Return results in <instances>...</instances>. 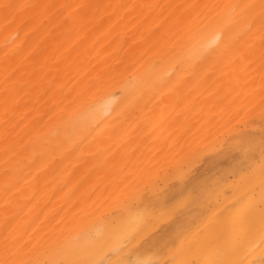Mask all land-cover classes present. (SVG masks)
<instances>
[{"label": "bare ground", "instance_id": "obj_1", "mask_svg": "<svg viewBox=\"0 0 264 264\" xmlns=\"http://www.w3.org/2000/svg\"><path fill=\"white\" fill-rule=\"evenodd\" d=\"M248 4L259 0H0L11 260L264 264L244 210L264 164V20ZM144 146L154 163L131 178ZM176 199L188 205L170 214Z\"/></svg>", "mask_w": 264, "mask_h": 264}, {"label": "snow or ice", "instance_id": "obj_2", "mask_svg": "<svg viewBox=\"0 0 264 264\" xmlns=\"http://www.w3.org/2000/svg\"><path fill=\"white\" fill-rule=\"evenodd\" d=\"M11 7L10 5H5V8ZM249 11H253L255 9L260 10V17L264 20V0H259V4H248L243 5ZM260 187L261 194L259 203H255L254 201H248L244 205V210L247 211L250 217V231L252 233L259 232L262 246H264V164L261 165L260 168ZM187 202H181L175 208L171 210L170 214H175V212L179 211V209L183 206H186ZM131 244L135 243V238L130 240ZM188 244L187 251L189 253L193 251H202L205 247V240L203 239H193L191 241H185ZM12 251V248L6 242L2 247H0V264H24L22 260H11L9 258V253ZM182 264H194L192 261H184ZM201 264H235L234 261L227 258L226 253H221L219 258L202 261Z\"/></svg>", "mask_w": 264, "mask_h": 264}, {"label": "rangeland", "instance_id": "obj_3", "mask_svg": "<svg viewBox=\"0 0 264 264\" xmlns=\"http://www.w3.org/2000/svg\"><path fill=\"white\" fill-rule=\"evenodd\" d=\"M219 112H222V110H219ZM187 136H188V134H186ZM175 139V135H172L171 136V141H173ZM198 143V141H196L195 142V144H197ZM141 148H143V147H141ZM140 148V149H141ZM145 152H143V151ZM141 151H140V153L138 152V155H137V153H136V151L135 150H131V152L129 153V154H131L132 153V151L134 152V153H136V156H138V157H135L134 155H133V157L134 158H132V156H129V158H130V160H129V163L130 162H133V163H130L129 164V167H132V166H136L135 167V173H132L131 174V178L132 177H135L140 171H143V170H145L146 168H147V166H151V165H148L149 164V160H145V159H142V158H146V156H147V154L149 155V151H151L150 149L148 150V148L146 147V146H144V148L142 149ZM147 150H148V152H147ZM144 153V155H143V157H141V153ZM222 153V152H221ZM221 153L220 152H217V153H211L210 155H207V156H205L204 158H203V162L202 163H200L199 164V167H198V170H197V172L196 173H200V172H202L204 169H205V167L209 164V163H211V160L212 159H214L216 156H218V155H221ZM132 155V154H131ZM159 156V155H158ZM140 157V158H139ZM157 158V157H156ZM132 159H134V160H132ZM140 159H142L141 161H140ZM136 160H139L140 162H138V161H136ZM137 162V164H136V162ZM139 163V164H138ZM231 161H227L225 164H223L219 169H217V170H214V171H212L211 173H210V175H212V174H215V172H217L218 170H220V169H222V168H226V167H228V166H230L231 165ZM142 164V165H141ZM230 164V165H229ZM138 166H139V168H138ZM207 168V167H206ZM215 177L216 178H218V177H220V175H215ZM182 202V200L181 199H176L175 201H173V202H171V203H169V204H167V206L169 207V208H175L178 204H180ZM186 205H188V204H186ZM182 208V207H181ZM171 221V218H169L168 220H166V221H164L161 225H162V227L161 228H165V226L167 227L168 225L167 224H169V222ZM161 231H159L158 233H160Z\"/></svg>", "mask_w": 264, "mask_h": 264}]
</instances>
